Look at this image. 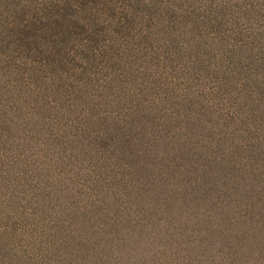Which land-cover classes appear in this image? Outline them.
<instances>
[{
	"label": "rangeland",
	"instance_id": "374dc122",
	"mask_svg": "<svg viewBox=\"0 0 264 264\" xmlns=\"http://www.w3.org/2000/svg\"><path fill=\"white\" fill-rule=\"evenodd\" d=\"M36 1L41 5L51 0ZM7 5L4 11L12 9ZM69 12L71 27L53 36L64 46L62 57H56L61 61L43 80L63 77L76 82L92 95L93 104H100L95 109L87 108L92 103L81 107L73 91L64 98L52 90L44 104L56 112L66 110L67 119L60 122L54 112L41 117L27 114L18 130H9L12 138L5 147L22 162L12 159L0 173L8 182L6 192L19 187L15 196L28 220L21 230L24 245L36 248L39 243L45 248L44 233L51 238L56 233L48 242L53 246L48 249L50 259L38 264H72L77 259L74 264H212L207 257L188 252L200 243L189 231L177 240L172 230L171 235L161 230L162 222L152 224V210L136 197V190L138 183L150 185L151 177H169L168 168L179 166L174 154L161 153L171 145L184 147L187 166H179L180 177L195 187L216 179L211 165L204 167L202 145H210L212 137L222 133L227 141L222 149L214 148L222 164L228 161L231 170L233 166L248 170L243 179L264 181L257 168L264 162V0H71ZM108 90L110 94L105 93ZM38 122L44 129L36 137L32 124ZM67 123L69 135L81 130L89 140L71 150L61 169L46 161L44 153L53 143L50 136L65 130ZM115 132L135 144L138 156L147 157L134 162L131 156L120 159L121 152L109 143L117 154L109 152L110 159L100 166L92 162L99 135ZM233 147L238 149L234 155ZM150 161L155 164L149 172ZM36 167L44 170L35 174ZM176 185L162 193L180 194L173 191ZM170 197L164 199L168 202ZM182 201L188 199L173 200ZM147 204L151 206V201ZM3 210L11 218L19 211L10 206ZM92 210L94 216L88 219ZM174 212L163 217H179ZM115 220L128 230L126 236L111 225ZM51 222L62 226L49 229ZM263 227L260 222L251 226ZM263 229L249 231V238L263 239ZM60 239L64 244L59 245ZM77 252L84 257L74 255ZM240 260L230 264L260 260L264 264V256L254 262Z\"/></svg>",
	"mask_w": 264,
	"mask_h": 264
},
{
	"label": "trees",
	"instance_id": "16d2710c",
	"mask_svg": "<svg viewBox=\"0 0 264 264\" xmlns=\"http://www.w3.org/2000/svg\"><path fill=\"white\" fill-rule=\"evenodd\" d=\"M56 1L51 0L37 5L36 0H28L24 4H20L18 0H8L7 4H11L12 9L4 11L8 5L5 0H0V4H5L0 6L2 8H0V12H5L0 13V167L10 160L16 159L14 154L8 152L5 145L12 138L9 130H18L20 120L25 115L51 116L54 112L55 116H53L60 122L67 119L66 110L62 109L60 112H56V109L44 104V99L52 90L56 95L64 98L71 96L73 91L78 99L76 104L81 107L91 105L93 102L92 95L88 91H84V87L78 86L76 82H67L63 77L60 80L56 78H53L52 81L43 80L45 73L55 71L56 62L61 61L56 57H62L61 53L64 52L63 44L55 40L53 36L55 33L59 35V32L66 33L71 27L69 12L71 0H63L62 4H57ZM52 2L56 4L55 8L51 4ZM64 63H66L65 60ZM226 79L232 78L227 76ZM227 82L232 83L231 81ZM109 87L111 88V84ZM105 93L110 94V90ZM102 95L98 100L102 99L100 98ZM96 104H100V102ZM96 104L92 103V106H87V108L95 109L94 107H98L95 106ZM58 105H63V103L58 102ZM32 126L33 130H37L36 137L40 134V130L44 129L40 122L34 123ZM68 126V123L64 124L63 128ZM117 133L119 132L113 133L112 136L99 135L98 142L100 143H97L98 146L93 151L92 162L96 160L100 166L110 159L109 152L117 154L116 150L111 149V144H115L116 149L121 152L118 157L120 159L131 156L130 158L134 162L137 157L139 160L147 157V154L138 156V152L134 148L135 144L133 142L126 143L125 139L117 136ZM140 135L147 134L140 131ZM225 135L226 133L215 134L212 137L213 143L202 145V154L205 150L202 161H206L203 163L204 167L211 165L216 179L211 178L195 187L192 181H187L179 176L183 172L181 168L187 166L184 163L187 158L182 151L184 147L165 146L161 153L163 155L174 154L172 157L178 161L181 168L179 166L168 168L166 173L169 174V177H158L154 180L151 177L150 185L144 182L142 185L138 183L136 197L143 202L145 208L152 210L150 213L153 214L152 224L162 222V226H164L161 230L163 232H165V228L171 235L172 230L178 240L187 237L186 232L189 231L191 239L194 236L200 242L199 247L192 245L195 250L190 249L189 253L205 256L208 260L219 262L218 264H230L238 259L254 262L264 256V238L251 240L248 232L264 228L258 230L251 228L253 222H260L264 226V181L249 177L243 179V173H247L249 176L248 170L241 172L234 166L231 170V163L228 161L222 164L220 158L214 153V148L216 150L223 148V141H227ZM50 140L53 143L45 148L49 149L44 153L45 160L53 166L64 169L69 162L66 160V156L71 153V150L89 140V135L81 130H71L69 135L65 128V130L56 131L53 136H50ZM230 152L234 155L238 149L235 150L233 147ZM16 160L22 162V159ZM154 164L150 161L149 172L154 170ZM142 167L147 168L145 164ZM257 168L260 176L264 174V162H261ZM43 170L36 167L35 174H40ZM99 170L102 171L101 168ZM89 172L91 171L89 170L87 174ZM146 173L148 174V171ZM4 180L6 178L0 173V264H38L49 260L48 249L52 251L53 246L52 244L48 245V242L54 241L56 233L52 238L48 232L44 233L45 248L41 247L39 243L36 248L29 244L24 245L25 238L21 236L25 233H22L21 230L23 229L22 225L24 226L28 220L23 216L25 212L23 204H20V199L15 196L16 189L19 187L12 186L14 193L6 192L8 182ZM5 182H7V186ZM175 182L177 185L173 191L180 194L164 195L162 192L166 187H172ZM169 196L171 197L167 202L164 198ZM178 196L188 199V201L174 203L173 200ZM149 201H151V206L147 204ZM9 206L19 209L16 218H11L8 212L5 214L3 209L9 208ZM173 211L179 217L175 215L172 220L170 217H163ZM87 214L89 215L88 219H92L94 216L93 210ZM254 216L256 220H254ZM51 223L53 226L49 229L56 230L62 226L60 223L58 225ZM111 223L120 234H125V236L128 234L127 229L126 232L124 231L121 221L115 220ZM139 231L142 232V228ZM68 240L71 243L72 240ZM29 242H36V240ZM61 244H64L63 240L59 241V245ZM95 245L97 250L102 248L98 242ZM69 253L68 251L66 255L69 256ZM74 255L84 257V254L80 252ZM78 261V259L72 261V264ZM213 262L212 264H214Z\"/></svg>",
	"mask_w": 264,
	"mask_h": 264
}]
</instances>
